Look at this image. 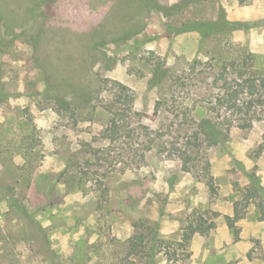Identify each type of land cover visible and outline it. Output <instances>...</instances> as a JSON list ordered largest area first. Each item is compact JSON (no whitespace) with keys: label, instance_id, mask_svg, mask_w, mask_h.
Segmentation results:
<instances>
[{"label":"rangeland","instance_id":"1","mask_svg":"<svg viewBox=\"0 0 264 264\" xmlns=\"http://www.w3.org/2000/svg\"><path fill=\"white\" fill-rule=\"evenodd\" d=\"M241 72L264 80V0H0V264H264V87Z\"/></svg>","mask_w":264,"mask_h":264},{"label":"trees","instance_id":"2","mask_svg":"<svg viewBox=\"0 0 264 264\" xmlns=\"http://www.w3.org/2000/svg\"><path fill=\"white\" fill-rule=\"evenodd\" d=\"M151 3L156 7V9L163 11L166 14H171L172 12H176L179 11L185 4V1L182 2H178L175 3L173 5H159L156 1H151ZM235 28V25H233V23H231L228 19H226V17L224 15H220V17L218 18V20L216 21H205V20H190L187 21L185 23H183L181 26L176 27L175 30L177 32H197L200 35H202L203 37L211 35L213 33L216 32H221V31H228L230 29ZM255 73H257L256 71H254ZM167 70L163 67V65H158L155 67L154 72H153V76L151 77L150 81L152 84H159L164 76L166 75ZM246 73L245 72H241L239 75V78H242V82L238 83V85L243 86H247L250 90V94L251 95H258L260 93V90L262 87H264V80H261L257 83V78L255 76H245ZM252 75L253 72H252ZM49 84V83H48ZM51 85V83H50ZM219 101L221 103V105H225L227 104L229 107L234 108V109H241V106H246L248 107V109H250L251 107L254 106V103H256V101L258 100L259 102H261V96L258 97V99H249V101H244V102H240L239 101V93L238 90L234 89L231 85L226 84L224 86V91L223 93L219 94ZM118 120L119 118L117 116H113L111 118L110 121V129H108L107 131L110 133H107V136H112L116 133H118L119 130V125H118ZM208 122V121H207ZM205 126H208L209 132L212 135H216L218 133V129L216 128V126L214 125V123L208 122V123H204ZM252 123L251 121L249 122V124L247 126H251ZM183 164L185 168H189L187 163L189 162V158L188 157H183ZM66 170H64L63 173H65ZM208 182L210 184L211 187H214L213 184V177L212 176H208ZM106 190V189H105ZM107 191V190H106ZM106 197V196H105ZM227 219V222L229 224V226L234 229L236 232H238V228H237V221L240 220L243 215L240 214L239 212H236L234 216L231 215H226L225 216ZM212 227H214V224L210 225L208 227V229H211ZM197 231V229L192 225L189 224L186 229L184 230V233L182 235V246L184 248V251H187L188 245L191 242L195 232ZM142 240H144V237L141 238V236L138 235H134L132 237L129 238L130 243H132V247L135 249L136 247H142L145 252L146 251V242L143 243ZM162 242V241H161ZM162 246V245H159ZM161 248V247H160ZM163 248V247H162ZM161 248V250H162ZM154 249V248H153ZM170 257H173V253H170L168 251L167 253ZM181 257H176V259H179Z\"/></svg>","mask_w":264,"mask_h":264}]
</instances>
